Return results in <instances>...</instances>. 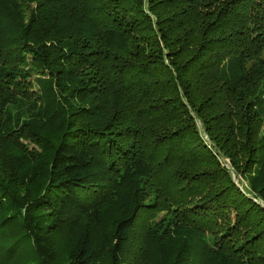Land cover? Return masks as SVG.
<instances>
[{
    "label": "trees",
    "instance_id": "obj_1",
    "mask_svg": "<svg viewBox=\"0 0 264 264\" xmlns=\"http://www.w3.org/2000/svg\"><path fill=\"white\" fill-rule=\"evenodd\" d=\"M263 80L264 0H0V264H264Z\"/></svg>",
    "mask_w": 264,
    "mask_h": 264
},
{
    "label": "rangeland",
    "instance_id": "obj_2",
    "mask_svg": "<svg viewBox=\"0 0 264 264\" xmlns=\"http://www.w3.org/2000/svg\"><path fill=\"white\" fill-rule=\"evenodd\" d=\"M2 27L3 28H7V26L4 24V25H2ZM20 70H22V71H27V67H25V65H20V67H18ZM18 80H19V82H21V91H20V93L22 94L20 97H18V101L19 102H21V103H25V101H24V99H27V81H25L24 82V80H23V78H17V82H18ZM24 82V83H23ZM26 83V84H25ZM263 83H264V80H263ZM20 84V83H19ZM37 90V89H36ZM38 91H39V89H38ZM33 92H35L34 90H33ZM24 110H27V102L25 103V105H24ZM262 108H264V107H262ZM6 111H7V114H12V115H17V113H18V110H17V106H15V105H9V106H7V109H6ZM22 118H23V120H21L20 121V123L19 124H21V125H24L23 124V122L25 121V119L27 118V112H25V113H23L22 115ZM16 119V118H15ZM14 119V120H15ZM196 123H197V128H198V131H199V134H200V136L202 137V139H203V141H205V142H207L208 144H209V139H208V136L206 135V133H205V131H204V128H203V126H202V124L199 122V121H196ZM259 137H263L264 138V127H262L261 128V130L259 131ZM21 142L22 143H24V144H27V141H25V140H21ZM36 151H38L39 152V149H35ZM220 162H221V164L227 169V170H230V173H231V176H232V180H233V182L240 188V189H245L246 187H247V182H246V180L244 179V178H242L241 176H239V175H236L235 173H234V171H232V168H231V165H230V162H229V160H227V159H225V158H221L220 159ZM35 194V193H34ZM33 194V195H34ZM30 244H28L27 243V248H26V252H25V249H24V252H25V255L27 254V257L29 256V257H31L32 255H33V249L32 248H30V246H29ZM32 249V250H31ZM127 264H129V263H127Z\"/></svg>",
    "mask_w": 264,
    "mask_h": 264
}]
</instances>
